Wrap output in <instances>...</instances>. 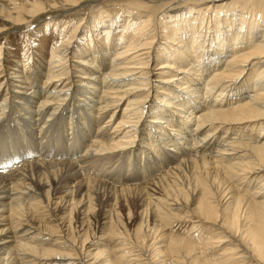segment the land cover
Returning a JSON list of instances; mask_svg holds the SVG:
<instances>
[{
  "label": "bare ground",
  "instance_id": "obj_1",
  "mask_svg": "<svg viewBox=\"0 0 264 264\" xmlns=\"http://www.w3.org/2000/svg\"><path fill=\"white\" fill-rule=\"evenodd\" d=\"M89 1L67 2L72 9ZM174 1L181 2L165 3ZM11 4L0 5V15L13 25L43 9ZM242 10H197L188 29L176 23L178 15L157 23L150 12L142 22L137 9L123 33L118 18L95 23L75 49L76 62L69 56L81 25L63 28L45 76L29 72V79L24 69L9 73L0 65V264H264V6ZM161 39L174 47L157 48ZM73 73L82 75L74 80ZM157 82L163 84L154 95L160 105L153 106ZM12 130L23 141L13 147L17 163L11 165L5 160ZM106 165L118 166L89 180ZM130 167L139 179L131 176L133 187L118 188L120 170ZM187 178L195 181L192 190L183 186ZM121 200L130 220L132 205L143 207L137 235L151 222L159 236L181 222L175 212L194 202L183 223L211 236L196 245L163 235L165 245L153 249L158 243L145 246L136 236L137 245H130L122 238L130 234H123L124 248L113 250L105 242L121 234ZM91 222L100 224L102 244L86 248ZM77 225L87 228L83 242L73 235Z\"/></svg>",
  "mask_w": 264,
  "mask_h": 264
},
{
  "label": "rangeland",
  "instance_id": "obj_2",
  "mask_svg": "<svg viewBox=\"0 0 264 264\" xmlns=\"http://www.w3.org/2000/svg\"><path fill=\"white\" fill-rule=\"evenodd\" d=\"M67 1H69V0H0V5L9 6L10 8H12L11 2H18L20 4H28V7L34 3H38L40 5H43V9H42L41 13L35 15L34 17L25 16L24 19L26 20L27 23H24L21 25L10 24L5 18H3V16L0 15V29L5 30V34H4L5 36L0 35V49L1 48L4 49L3 50V56H2V62L0 63V65L3 63L2 65L6 66V69L9 73L13 72V70L24 69L26 71L24 76L29 75L28 74L29 72H35V71H38V73L41 77L45 76L47 74L46 70L48 68L46 66V63H48L51 60L49 57H50L54 43L60 42L62 40V37H60V36H61V30L63 28L68 27L69 30H71V29L75 28L76 26L81 25V27L78 29V34L76 36V40L74 41V44L70 50L71 55L69 56V61L71 59V61H70L71 63L76 62V60L78 61V59H76V58L72 59V56L76 57V55H75L76 50L75 49H78V47L81 48L84 44H86L85 42L87 40H89V38L91 36L90 33L93 31L95 23H98L100 20L103 21L106 18H108V21L114 22V20L118 18V20L116 21L117 22L116 24L119 26L120 32L123 33L124 29H126V28H124V26L126 27L127 19H129L132 16L131 14H133V12H137L136 11L137 9H138V11H141L140 14L143 15V17H141L142 22H144V20L146 18V14H148V13L150 14V12L156 14L155 15L156 20L158 19L157 23L163 22V19H165V18H166V20L164 22H170V20L168 18L175 17L176 15H178L176 23L181 24V27L183 26V27H187L188 29H190L191 26H190V24H188L189 22L187 23L186 21L194 19L197 16V14H196L197 10H204V11H202L203 13H211V12L214 13V12H224V11L233 12V11H237V10L239 11V10L244 9L242 11H244V12L248 11L250 13V12H253V10H255V12H256V10L262 9L264 6V0H207V1L205 0V1L199 2L198 4L196 2H191V0H188V1L187 0H180L181 2L178 5H176L177 1H174L173 3H170V2L165 3V0H150V1H145V0H92V1H89L87 3L80 5L77 8L74 7L72 9H70L71 6L68 4ZM77 1H80V0H77ZM137 2L140 3L139 4L140 6H136ZM188 2H189V4H187ZM172 5H175L176 7L172 6ZM257 5H259L260 7H257ZM254 6H256V7H254ZM81 7H83V8H81ZM177 7H178V9H174ZM249 7H250V9H249ZM207 8H208V10H207ZM180 15H182V16L179 17ZM104 16H106V17H104ZM248 17H249V14H248ZM196 24H197V28H198V26L200 25V22L197 21ZM95 30L97 31V28H95ZM98 30H100V27H98ZM130 30H132V29H130ZM129 32L130 31H128V33ZM203 32H204V30H203ZM156 33L157 34L160 33V28L159 29L156 28ZM93 34H95V33H93ZM59 39H60V41H59ZM236 39H237V37L234 39L233 43L235 42ZM164 42L165 41L162 39L159 42H157V44H156L157 48L160 47L159 46L160 44H166L169 48L174 47L170 43H164ZM161 46H163V45H161ZM168 52L169 51L167 50L166 54ZM77 58H78V56H77ZM30 61H32V62H30ZM162 61L163 60H161L160 62H158L157 64L155 63V64L160 65L162 63ZM42 63H44V64H42ZM109 63H110V61L107 60L106 64H109ZM36 64H37V66H36ZM68 64H70V63H68ZM70 70H72V72L75 71L74 69H71V68H70ZM73 74H74L73 77H75L74 80H77L80 77V75H82L79 73H73ZM31 78H32V76L29 75V79H31ZM156 80H162V79L160 78V76H157ZM160 86H163V84L158 83V82L154 83V88H153V90H151L152 98L150 100H152L151 103L153 106L160 105L159 103H157L158 101L156 100V98L154 99V95H157L156 92H157L158 88H160ZM144 95H147L146 92ZM245 96L246 95H244V97ZM75 97L77 98L78 94L77 95L75 94ZM3 98L4 97H2L1 100ZM121 109L122 108H119L117 110V114L119 112H121ZM148 119H149V116H146L144 118V120H145L144 124L146 123V121H148ZM16 133H21V132H17L16 130H12L11 136H9V133L7 134L9 145H7L8 144L7 143L6 147L12 148V149H11V152L8 151L9 156L7 157V159L5 161H7V163H9L11 165L13 162H15V160H14L15 150L13 149V147L14 146L16 147V145H18L20 142L23 141L21 135H18ZM139 140L137 139V144L140 145L141 141H139ZM76 141H77V139L73 140V142L75 143V144L74 143L72 144L74 146L73 151H75V149H76ZM14 142H15V144H14ZM143 143H144V141H142V147L145 146ZM163 147H165L166 150L168 148H170L169 145L168 146H162L161 151H163V152H165ZM16 150L19 151V148ZM85 150H86V147L85 146L82 147V149L79 150L80 155ZM79 153L77 154V156H80ZM16 163L17 162H15V164ZM139 165H138V167L140 168L142 166V163L140 162ZM117 166L118 165H116V166L115 165H113V166L112 165H106L103 168V170H102V168L99 169V170H102V173H100L101 171H99V170H97L98 172L93 171L89 177V180H93V179L96 180V178H99L103 175L106 176L107 174H109V171H111V170L113 171L114 169L117 168ZM8 167H6V168L8 169ZM127 170H128L127 168H125V170H123V169L120 170V174L122 172V176H121L122 178H121V183H119L118 188H121V187L127 186V185H128L127 187H133L134 186V182H133L134 179H130V177L131 176H138L137 172L132 171L133 167H130L129 171H127ZM115 171L119 172V169L115 170ZM94 175H95V177H94ZM90 178H92V179H90ZM127 179H129L130 181L128 180L129 182H127ZM138 179H139V176H138V178H136V180H138ZM82 180H83V178H80L78 180V182L79 181L81 182ZM78 182H76V184L75 183L72 184V186L75 187L78 184ZM125 183H127V184H125ZM202 183H204L203 179H201V178L197 179V185H201ZM194 185H195V181H193V179H190V178L185 179L183 182V186H185L186 188H189L190 190L193 189ZM173 194H179V193L174 192ZM121 201H122L121 203H123V206H120L119 210H118L119 218H120V222H121V224H119L118 231L121 232V234L118 233L117 237L116 236L113 237L110 235V237H108L106 239L107 242H105L106 244H108V247L113 248V250H116V249L121 250V248H124L122 246L123 244H121V242L125 241L126 239L132 241V243L128 242L130 245L131 244L134 245V243H136V239H137L136 236L141 238L140 242L143 243L145 246H151L152 245V247H153V245L158 243V246L155 245L156 247H154L153 249H156L158 247L165 245L164 243H166V242L163 241L164 237H165V239L178 237V238H181L183 240H186L187 242H191L193 239L194 242L196 241L195 243L197 245V241H199L201 238L204 237L203 239H205L207 241L208 238H210V236H211L210 231H206V230H203L202 234H200L198 236V234L197 235L195 234L197 229L190 231V228H192L191 225L189 224L188 225L189 227H187L183 223V221L185 220V218L188 215V212H190L191 210H193L196 207V203H194V202H188L187 205H185V207H186L185 209L175 212L176 215H178L180 218H182L181 222H175L174 225H176V226L170 225L169 227L166 228V230H163L161 233H158L159 236H155V234H153V232L151 231L152 230L151 228H153V226L151 225V222H149L148 226H146L147 224L145 222L144 226H143L144 229H142L143 232H140L137 235L136 230L141 228V225H142L138 214L143 209V207L140 206L139 203L136 204L135 206L132 205L131 213L134 216V218H132L130 220V218L128 217L127 206H126L124 200H121ZM103 203L106 206L107 200H105ZM110 204H113V202H111ZM104 205H103V207H105ZM94 223L95 222H91L90 228L88 229V231L90 230L88 232L89 241H88V244L86 245V248L90 246L91 242L93 244H96V243L102 244V240H98L101 236L100 233H102L101 232L102 228L99 226L100 224L96 226V225H94ZM76 228H77V231L74 232L73 235H75L77 237L78 241L81 240L83 242L85 237H86L85 231L87 230V228L82 229L81 227H79V225H77ZM189 231L192 233L188 234ZM123 234H125L127 236L130 234L128 236L130 239L128 237H125V236L122 237ZM163 235H165V236L162 239ZM121 237L126 238V239H120ZM187 237H188V239H187ZM195 237H196V239H195ZM197 238H200V239L197 240ZM189 239H191V240H189ZM55 240H56V238L53 239V241H55ZM136 245H137V243H136ZM80 247H81V245L78 248H80ZM138 247H139V245H138ZM152 247H149V250H151ZM51 249L56 250L57 252H60L63 254H67V255L75 254L73 252V250H69V249L63 248V247L62 248L55 247V248H51ZM116 257H119V255L117 254ZM56 261L61 262L63 260L57 259Z\"/></svg>",
  "mask_w": 264,
  "mask_h": 264
}]
</instances>
